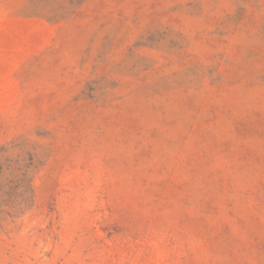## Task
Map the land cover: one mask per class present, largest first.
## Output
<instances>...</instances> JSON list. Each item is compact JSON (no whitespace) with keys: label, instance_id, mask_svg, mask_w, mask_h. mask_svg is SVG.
<instances>
[{"label":"rangeland","instance_id":"obj_1","mask_svg":"<svg viewBox=\"0 0 264 264\" xmlns=\"http://www.w3.org/2000/svg\"><path fill=\"white\" fill-rule=\"evenodd\" d=\"M0 264H264V0H0Z\"/></svg>","mask_w":264,"mask_h":264}]
</instances>
